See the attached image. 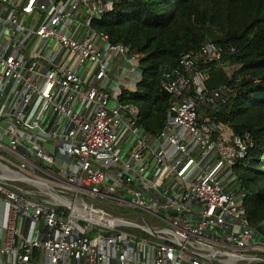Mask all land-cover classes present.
Returning <instances> with one entry per match:
<instances>
[{"label":"built area","instance_id":"2783aa9c","mask_svg":"<svg viewBox=\"0 0 264 264\" xmlns=\"http://www.w3.org/2000/svg\"><path fill=\"white\" fill-rule=\"evenodd\" d=\"M115 1L0 0V264L259 263L234 172L254 138L213 117L228 99L201 70L225 49L165 71L167 123L148 134L121 102L143 56L92 26ZM117 64L135 78L113 89Z\"/></svg>","mask_w":264,"mask_h":264},{"label":"trees","instance_id":"16d2710c","mask_svg":"<svg viewBox=\"0 0 264 264\" xmlns=\"http://www.w3.org/2000/svg\"><path fill=\"white\" fill-rule=\"evenodd\" d=\"M132 53L143 56L141 81L121 96L140 109V125L158 136L164 130L171 96L163 75L185 51H198L212 40L225 49L221 63L202 68L209 91L228 99L217 122L235 135L254 138L245 159L234 168L250 226L264 224V0H116L101 20L92 24ZM230 48L236 51L231 53ZM237 69L228 75L223 66ZM226 91V92H225Z\"/></svg>","mask_w":264,"mask_h":264},{"label":"rangeland","instance_id":"374dc122","mask_svg":"<svg viewBox=\"0 0 264 264\" xmlns=\"http://www.w3.org/2000/svg\"><path fill=\"white\" fill-rule=\"evenodd\" d=\"M40 21V16H38V19H36L35 21H34V23H35V26L38 24V22ZM81 30V25H78L77 26V28H76V31H80ZM52 43V42H51ZM223 68H224V70H225V72L228 74V75H232L233 74V72L237 69V67H235V66H233V65H228V64H226L225 66H223ZM130 66L128 65L126 68H125V70L123 71V69H118V64L116 65V67H115V69L113 70V72H112V74H111V78H112V81H111V87L113 88V89H115L116 87H118V82H119V79L120 80H122L125 84H129L130 82H129V80L128 79H131V81H133L134 80V76L130 73ZM138 70L141 72V67H138ZM122 73H123V75H122ZM120 75H122V76H124L125 78H121V76ZM129 76V77H128ZM128 77V78H127ZM109 88L108 90H109V92L110 93H112V88ZM131 88L132 87H129L128 89H129V91H131ZM114 91V90H113ZM226 92V91H225ZM207 110H208V108H204V109H202L201 110V112H202V114L204 115V114H206L207 113ZM24 189H26L27 191H31V192H35V189L33 188V186H27V185H23L22 186ZM146 195H147V193H146ZM148 196L150 197V198H154V195L151 193V192H148ZM155 199V198H154ZM151 204H153V203H151ZM154 204H156V202H154ZM119 212L120 213H127V211L126 210H119ZM33 230H35V227H33L32 228V232H33ZM262 244H264V242L262 243ZM259 260H260V262L259 263H257V264H264V253H262V252H260L259 253ZM243 264H247V263H243Z\"/></svg>","mask_w":264,"mask_h":264}]
</instances>
